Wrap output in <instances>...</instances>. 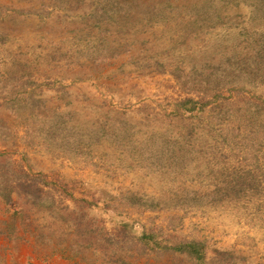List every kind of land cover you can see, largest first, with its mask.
<instances>
[{
	"label": "rangeland",
	"instance_id": "1",
	"mask_svg": "<svg viewBox=\"0 0 264 264\" xmlns=\"http://www.w3.org/2000/svg\"><path fill=\"white\" fill-rule=\"evenodd\" d=\"M0 152L71 210L0 264H264V0H0Z\"/></svg>",
	"mask_w": 264,
	"mask_h": 264
},
{
	"label": "trees",
	"instance_id": "2",
	"mask_svg": "<svg viewBox=\"0 0 264 264\" xmlns=\"http://www.w3.org/2000/svg\"><path fill=\"white\" fill-rule=\"evenodd\" d=\"M116 3L113 2V4ZM125 5L123 11L128 13L135 10L137 4L125 2ZM116 13L119 14V12ZM180 107L185 112L195 115L204 109L205 104L194 98H185L180 102ZM43 178L46 177L40 173L27 172L18 162L2 155V152H0V201L10 205L16 199L20 203V210L14 215L8 233L14 234L17 225L32 229L28 222L33 213H48L55 209L71 211L69 206H65L55 196L54 190ZM70 228L72 229V226ZM14 229L15 231H13ZM140 241L144 245L154 241L152 249L187 255L196 264H204L206 258V246L202 242L183 239L173 240V238L172 240L163 239V242H159L154 240L152 234H143ZM224 254V252L219 253L221 256Z\"/></svg>",
	"mask_w": 264,
	"mask_h": 264
}]
</instances>
